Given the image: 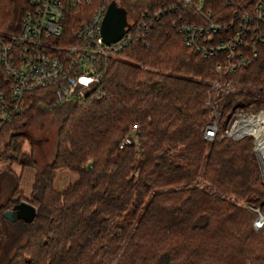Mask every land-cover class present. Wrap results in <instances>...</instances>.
Returning a JSON list of instances; mask_svg holds the SVG:
<instances>
[{
  "label": "trees",
  "instance_id": "trees-1",
  "mask_svg": "<svg viewBox=\"0 0 264 264\" xmlns=\"http://www.w3.org/2000/svg\"><path fill=\"white\" fill-rule=\"evenodd\" d=\"M256 1L203 4L225 22ZM112 3L130 24L131 42L101 63L98 88L85 99H64L58 86L33 90L1 127L0 161L9 165L0 174L12 185L0 202V264H264V227L253 230L248 208L264 203L252 140L203 138L213 110L221 132L237 109L260 102L212 82L263 92L264 46L247 67L219 78L221 56L203 59L173 27L195 17L189 10L174 0H105ZM26 9L24 0H0V35L16 33ZM92 10L69 14L67 30ZM45 112L55 145L40 167L23 145ZM11 164L34 171L27 199ZM63 173L77 180L58 191ZM21 202L32 217L5 219Z\"/></svg>",
  "mask_w": 264,
  "mask_h": 264
},
{
  "label": "built area",
  "instance_id": "built-area-1",
  "mask_svg": "<svg viewBox=\"0 0 264 264\" xmlns=\"http://www.w3.org/2000/svg\"><path fill=\"white\" fill-rule=\"evenodd\" d=\"M24 1L27 9L18 31L0 35V130L22 113L26 93L52 85L60 88V97L70 98V90L77 82L100 78L101 63L131 42L130 28L116 42L103 41L100 28L107 8L105 0ZM174 1L195 17H180L173 27L182 36L183 44L203 59L221 56L215 66L219 78L242 70L257 58L258 48L264 46V0H257L248 12L234 13L225 22L215 20L213 13L204 9L203 0ZM87 7H93L92 12L69 32V14L82 15ZM143 19L141 14L139 23ZM212 87L227 89L218 81L212 82ZM213 112L218 119V112ZM215 137L233 141L250 138L253 153L264 168L263 108L248 113L235 111L221 132L217 120L210 121L203 138L212 141ZM129 143L125 139L122 145ZM261 220L260 217L253 225L254 231L260 230Z\"/></svg>",
  "mask_w": 264,
  "mask_h": 264
},
{
  "label": "rangeland",
  "instance_id": "rangeland-1",
  "mask_svg": "<svg viewBox=\"0 0 264 264\" xmlns=\"http://www.w3.org/2000/svg\"><path fill=\"white\" fill-rule=\"evenodd\" d=\"M224 85L227 86V89L229 91L242 92L243 94H248L254 99L260 101L249 104L243 109H237L236 112L243 111L244 113L246 112L248 113L260 108L264 109V91L261 92L255 87L249 88V86L247 87L238 86L237 84H234L232 80H225ZM214 116H215L214 112H210L209 119L211 121L217 120L219 125V119H215ZM225 126L223 127V129H225ZM26 132L28 133L30 140L23 145V152L29 153L30 148L33 147L34 150L33 152L35 154V157L37 158L38 166L43 167L44 165L48 164L51 161L54 153L56 127H54L52 113L45 112L36 115L33 124H31L29 127L26 128ZM257 163H258L261 181L264 185V171H263L264 168L263 165L259 163L258 160ZM8 165H9L8 162L1 160L0 171ZM10 168L12 173L15 174L16 177L21 176V174L24 175L25 173L24 170H22V168L18 164H11ZM11 185H12L11 175L8 178L0 174V202H3L9 196V191H10L9 189ZM248 208L250 209V211L253 213L254 216L251 223L252 228L253 225L257 223L259 221V218L261 217L262 220L260 222L261 225L260 229H262L264 227V203L262 206H256V207L249 206Z\"/></svg>",
  "mask_w": 264,
  "mask_h": 264
},
{
  "label": "water",
  "instance_id": "water-1",
  "mask_svg": "<svg viewBox=\"0 0 264 264\" xmlns=\"http://www.w3.org/2000/svg\"><path fill=\"white\" fill-rule=\"evenodd\" d=\"M129 28L123 12L113 3L108 5L100 28V35L103 41L106 44L116 42L129 31ZM100 83L101 78L88 83L77 82L70 90V95L79 99H85L98 88ZM33 213L34 210L27 202H21L15 205L13 209L5 211L4 218L13 222L18 218L30 219Z\"/></svg>",
  "mask_w": 264,
  "mask_h": 264
},
{
  "label": "crops",
  "instance_id": "crops-1",
  "mask_svg": "<svg viewBox=\"0 0 264 264\" xmlns=\"http://www.w3.org/2000/svg\"><path fill=\"white\" fill-rule=\"evenodd\" d=\"M24 175L21 174L20 182H19V189L25 199L29 198L31 185L33 181L34 171L30 168H23ZM23 172V171H22ZM62 182L55 184L54 187L58 191H62L67 188L70 184L74 183L77 180L75 175L63 173Z\"/></svg>",
  "mask_w": 264,
  "mask_h": 264
}]
</instances>
